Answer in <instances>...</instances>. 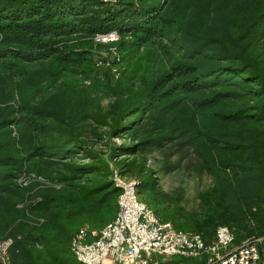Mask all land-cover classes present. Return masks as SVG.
Instances as JSON below:
<instances>
[{"label": "trees", "instance_id": "trees-1", "mask_svg": "<svg viewBox=\"0 0 264 264\" xmlns=\"http://www.w3.org/2000/svg\"><path fill=\"white\" fill-rule=\"evenodd\" d=\"M112 30L120 50L166 38L177 56L139 85L114 86L107 69L104 105L90 93L99 81L69 77H91L94 37ZM46 81L47 94L23 97ZM114 170L179 230L264 236V0H0V242L13 239L11 263L81 264L75 234L117 216ZM160 171L211 182L188 208L182 186L160 190Z\"/></svg>", "mask_w": 264, "mask_h": 264}, {"label": "built area", "instance_id": "built-area-1", "mask_svg": "<svg viewBox=\"0 0 264 264\" xmlns=\"http://www.w3.org/2000/svg\"><path fill=\"white\" fill-rule=\"evenodd\" d=\"M114 4L117 0H101ZM116 30L97 33L96 44L109 45L113 62L98 60L97 67L112 69L115 79L121 72V53L115 45L120 41ZM115 186L120 189L119 210L114 220L101 230L84 226L71 241L70 250L81 264H161L160 256H182L202 260L201 264H264V236L247 238L236 243L235 235L226 226H219L212 241L194 231L177 229L172 222H163L138 194V181L114 170ZM9 238L0 242L1 264H12ZM204 259V260H203Z\"/></svg>", "mask_w": 264, "mask_h": 264}, {"label": "rangeland", "instance_id": "rangeland-1", "mask_svg": "<svg viewBox=\"0 0 264 264\" xmlns=\"http://www.w3.org/2000/svg\"><path fill=\"white\" fill-rule=\"evenodd\" d=\"M176 51V47L171 45L166 38H156L154 40V43H151L149 46L143 48H139L131 42H126L120 50V53L122 52L121 57L123 61L122 63L116 66L120 70L121 75L119 80L117 81L115 79H112V84L116 86L117 84L124 85L128 82H134L135 84L139 85L145 81H148L158 76L163 70L167 69L170 66L175 56H177ZM98 60H106L113 62V56L109 45H99L93 49V61L97 63ZM109 68L110 67L103 66L98 69V67L96 68L94 65V69L90 72L91 77L87 78L84 75L79 74L77 77L75 75H71L69 78L77 79L78 82L82 86H84V88L90 87L91 82H93L94 80L99 81L100 84L97 85L94 90H90V93H92L93 98H102V103L105 105L108 102V98H106L103 93L105 91L104 83L108 78L111 77V74L113 75L111 68V74L107 70ZM18 82L21 81H14L13 84H15L14 86L16 88V91L20 93V88L17 85ZM47 82L49 81H46L43 84L41 82L35 86L23 87L21 89L23 97L27 99H34L35 96H44L50 91L51 88V85H49ZM114 141L117 144L122 143L121 139H115ZM105 156L107 157V154ZM109 161L111 163V167L115 168L114 162L112 160ZM151 164L152 167L156 169L158 168V166L154 165L153 163ZM210 182L211 178L207 175L196 176L184 171H177L174 173H164L160 171L158 173V183L160 190L172 194L176 192V189L180 186L185 189V192L183 193V204L186 205V207L188 208H193L197 206L198 192L209 186ZM138 194L142 200H144L151 208H153L150 203L151 201L149 199V193L145 192L144 188H141V184L138 185ZM162 207L164 208V206L161 204V208ZM214 237L215 234L212 237L208 238V241H212ZM159 259L161 261V264L202 263V260L195 258H185L182 256H160Z\"/></svg>", "mask_w": 264, "mask_h": 264}]
</instances>
